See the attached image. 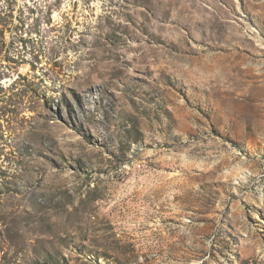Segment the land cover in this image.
Returning a JSON list of instances; mask_svg holds the SVG:
<instances>
[{
    "label": "rangeland",
    "instance_id": "374dc122",
    "mask_svg": "<svg viewBox=\"0 0 264 264\" xmlns=\"http://www.w3.org/2000/svg\"><path fill=\"white\" fill-rule=\"evenodd\" d=\"M0 264H264V0H0Z\"/></svg>",
    "mask_w": 264,
    "mask_h": 264
}]
</instances>
